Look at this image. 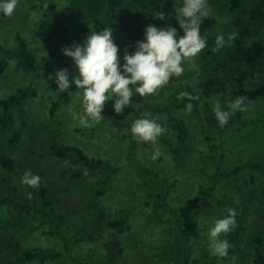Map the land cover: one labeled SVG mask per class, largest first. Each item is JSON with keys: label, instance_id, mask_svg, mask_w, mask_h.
<instances>
[{"label": "rangeland", "instance_id": "obj_1", "mask_svg": "<svg viewBox=\"0 0 264 264\" xmlns=\"http://www.w3.org/2000/svg\"><path fill=\"white\" fill-rule=\"evenodd\" d=\"M39 2L40 0H18V6L11 17H0V42L9 48L24 51V63L20 64L19 59L13 57L0 78V99L15 93L20 87H30L33 95L28 99L27 107L43 135L48 137L51 134H57L65 141L79 144L89 152L106 158L116 168L112 172L108 195L105 198L106 214L125 217L130 208L135 209L128 223V226L132 225V228H127L124 233L102 228L94 246L82 245L76 251L75 256L85 263L110 264L108 259L104 258L102 251L99 252L93 248L99 247L104 238L120 239L127 247V252L119 257L116 264H165L160 259L159 252L168 241L178 236L179 222L172 207L166 211L154 210L153 199L148 194L149 188L142 183L134 166L128 165L131 156L133 157L131 151L133 147H136L135 149L140 152L139 156L141 155L140 157H143L150 166L149 170L167 179L168 183L173 185L168 199L178 204V213H198L197 222L194 223L190 216V224H188V232L191 236L190 264L194 262L198 264H254L249 246L243 241L239 243L241 249L235 253L233 258L229 256L221 258L210 254L207 229L216 219L223 218L222 210L228 198L236 197L243 201L258 198L261 194L260 176H257L255 183L248 184L246 180L251 179L248 171L217 182L210 180L209 174L218 163L224 167H232L235 164L264 156V100L258 99L245 104L243 117L253 119L254 124L243 126L232 123L226 129H222L216 124H208L207 111V107L212 109L213 102L217 99L224 104L220 93L215 92L213 87L205 90L196 77L183 74L181 77L173 78L169 85L157 94L145 97L143 104L133 101V107L128 106L122 114L118 115L114 112V101L106 102L103 112L105 118L92 122L88 127H82L74 119L81 108L80 99L77 97L79 90L72 86L69 91L58 94L55 92L58 88L54 80L47 78L57 69L68 68L71 79V75L75 74V65L70 57L63 54L62 49L66 45L71 46L74 42L82 43L85 37L81 33V28L86 26L94 30V23L82 5L83 0H54L58 10L68 5H74L77 9L76 16L61 15L60 17L64 20L63 26L68 27L63 34L68 38V42L63 41V35L57 32L55 23L49 21V16H46L43 9L38 6ZM173 2L180 7L179 0H173ZM257 2L258 0H245L243 6L251 7ZM135 5L139 26L144 23H152L159 27L168 26L166 19L156 18L158 12L165 13L164 8L143 9L137 2ZM210 9L209 18H215L218 24L211 28L205 36L224 34L226 31L222 23L235 16L226 7L210 5ZM20 38H22L21 41ZM114 40L120 48L122 60V44L118 39L114 38ZM263 41L264 33L255 38L251 44H263ZM22 45H25L24 49ZM199 63L200 60L197 57L194 58L186 65V71L195 69ZM190 84L193 85V89ZM184 91L194 97L198 95L200 97V99L190 101L193 104L191 112L186 110L187 99L180 95ZM175 103L181 107L176 106ZM53 105H56L54 114L51 112ZM163 108L170 109L174 115L185 120L189 130L187 145L193 146L196 152L193 154V159L181 165L180 169L177 166L172 168L165 162L168 158L165 147L178 148L179 143L177 133L168 125L167 115L162 110ZM145 111L156 117L165 128V132L157 140L161 156L156 160L151 159L154 152L152 144L137 142L129 131L132 121ZM18 121L16 118L17 123ZM12 129L11 124L0 129V147L7 141ZM27 135L25 132L23 141L19 147H16L14 156L10 157L7 163L0 162V185L18 183L19 173L25 161L42 167L52 180H56L60 170L68 165L66 161H54L47 155L41 158L31 156L25 159L23 153L26 150V142L29 141ZM36 149L39 150V147ZM196 197L202 200L195 203ZM191 202L193 208L189 206ZM71 203L74 205L75 212L82 210L85 206L83 201L75 198L71 199ZM16 209L9 203L0 204V225L8 223ZM187 219L184 217V221ZM21 229L31 236V240L36 245L63 250L61 239L47 232L49 227L40 223L36 216L23 214ZM242 235L244 239L246 233ZM224 236L226 237L222 235L221 238L224 239ZM6 253L7 251L0 253L3 255V258L0 255V264L10 263L11 258ZM44 264H75V262L65 252V255L55 261Z\"/></svg>", "mask_w": 264, "mask_h": 264}, {"label": "trees", "instance_id": "obj_2", "mask_svg": "<svg viewBox=\"0 0 264 264\" xmlns=\"http://www.w3.org/2000/svg\"><path fill=\"white\" fill-rule=\"evenodd\" d=\"M83 1L82 5L94 23V30L111 26L114 29V38L122 44V52L134 51L135 42L143 38L144 28L152 24L138 25L135 2L143 9L164 8L168 26L175 27L178 34H182L174 14L178 6L173 0ZM244 1L208 0L209 5L226 7L235 16L222 23L226 31L224 35L234 33L235 39L217 53L212 51L216 36L207 37V47L197 57L200 60L199 65L184 73L196 77L205 90L213 87L215 92L220 93L224 104L239 96L245 97V104L258 99L264 100V41L263 44H251L255 38L264 33V0H258L251 7H244ZM38 6L43 9L46 16H49V21L55 23L57 32L61 35L68 30L67 26H63L64 20L60 18L61 15L71 17L77 15L74 5L64 6L58 10L54 0H40ZM0 17L7 18L3 15ZM217 24L218 21L215 18L206 19L201 27V34L205 36ZM90 31L86 26L81 28L84 37ZM62 40L68 42L65 35ZM22 47L24 49L25 45ZM23 55L24 51L9 48L0 42V78L13 57H17L20 64L24 63ZM32 95L30 87H20L15 93L0 99V129L10 124L13 125L10 136L0 147V162L7 163L10 157L14 156L16 147H19L27 132L29 141L26 142V150L23 153L25 159L31 156L41 158L47 155L54 161H66L68 165L60 170L56 180H52L42 167L25 161L19 173L18 183L0 185V204L9 203L17 208L9 222L0 225V253L7 251L6 255L11 258L9 264H44L55 261L65 255V252L75 264H90L76 257V251L82 245L93 247L102 228H109L120 233H124L127 228H132V225L128 226V223L135 209L130 208L125 217L106 214L105 198L108 195L112 172L116 168L106 158L89 152L79 144L65 141L57 134H51L48 137L43 135L27 107L28 99ZM144 100L145 97L139 95L133 97V101L139 104H143ZM55 110L56 105H53L52 114ZM162 110L166 112L168 125L177 133L179 143L178 148L165 147L168 155L165 162L172 168L177 166L180 169L181 165L193 159V154L196 152L193 146L187 145L189 130L185 120L174 115L170 109L163 108ZM207 111L208 124L219 126L212 109L207 107ZM16 118L19 123L16 122ZM232 123L249 126L254 124V120L244 118L243 111H237L222 129H226ZM37 147L39 150L36 149ZM135 148L133 147L131 151L133 157L131 156L128 165L134 166L135 169H133L138 173L142 183L149 188L148 194L153 199L154 210L166 211L172 207L179 222L178 236L163 246L159 252L160 259L165 264H190L191 236L188 232V224H190V216L194 223L197 222L198 213H178V204L168 199L173 185H170L167 179L150 171V166L143 157H140L141 155L139 156L140 152ZM26 171L40 175L42 179L38 188L21 183ZM245 171H248L251 176L249 181L246 180L248 184L255 183L257 176H260L261 194L258 198L254 197L244 201L236 197H230L225 201L222 210L223 217L228 214L229 209H235L237 224L232 231L226 234V237L224 236V239H227L231 245L228 255L230 258H233L235 253L241 249L239 243L243 241L249 246L254 264H264V156L235 164L232 167H224L218 163L209 174V178L217 182L225 178H233ZM72 198L83 201L84 208L75 212L74 205L71 203ZM199 200L202 198L196 197L195 203ZM147 204L152 205L150 202ZM189 204L193 208L192 202ZM23 214L34 215L40 223L47 225L49 227L47 232L61 239L63 250L33 243L31 236L21 229ZM184 217L188 219L184 221ZM242 233H246L244 239ZM154 239L155 236L153 241ZM93 249L102 251L104 258H107L110 264H116L119 257L127 252V247L120 239L104 238L101 245ZM1 257L3 258V255ZM194 264L198 263L194 262Z\"/></svg>", "mask_w": 264, "mask_h": 264}, {"label": "clouds", "instance_id": "obj_3", "mask_svg": "<svg viewBox=\"0 0 264 264\" xmlns=\"http://www.w3.org/2000/svg\"><path fill=\"white\" fill-rule=\"evenodd\" d=\"M180 7L175 8V19L178 21L182 34L175 27H159L147 25L143 30V38L134 44V51L123 52L115 43L111 26L93 30L87 34L82 43H73L62 49L65 56L70 57L75 65V74L71 75L68 68L57 69L48 75L54 80L58 94L69 91L74 86L78 89L80 112L74 117L82 127L92 122L103 120L105 104L114 101L113 110L122 114L128 106L133 107V97H149L157 94L169 85L173 78L181 77L186 65L198 57L207 47V37L201 34V27L210 16L208 0H179ZM18 6V0H0V15L11 17ZM156 18L165 20L163 12ZM235 34H219L215 37L213 52H220L226 45L234 41ZM123 61V62H122ZM193 89V85L190 84ZM194 91V90H193ZM196 92V91H194ZM71 91L69 92V94ZM188 101L186 110L191 112L193 99L187 91L180 93ZM214 118L221 128L225 127L232 115L237 111H245V97L239 96L222 104L215 100L212 105ZM129 131L137 142L151 143L154 152L151 159L161 156L157 146L158 138L165 128L150 112H143L134 119ZM41 177L26 171L21 183L38 188ZM236 211L229 209L223 218L216 219L207 229L208 251L217 257H227L231 247L227 239L221 238L236 227Z\"/></svg>", "mask_w": 264, "mask_h": 264}]
</instances>
